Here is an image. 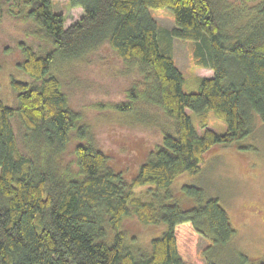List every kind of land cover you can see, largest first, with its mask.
<instances>
[{
	"label": "trees",
	"instance_id": "1",
	"mask_svg": "<svg viewBox=\"0 0 264 264\" xmlns=\"http://www.w3.org/2000/svg\"><path fill=\"white\" fill-rule=\"evenodd\" d=\"M52 4L0 0V20L28 22L25 34L50 46L38 52L18 41L17 65L33 80L11 79L12 106L0 99V264H194L182 245L204 223L213 242L229 241L227 212L216 198L201 202L196 186L182 188L195 204H164L159 195L182 173L200 171L207 152L249 134L251 112L264 121V0H69L82 14L67 26ZM150 8L171 9L174 26L158 25ZM174 38L194 41L196 64L212 70L198 78L196 91L182 89ZM102 46L138 66L139 77L113 108L137 114L152 106L173 124V133L162 127L129 180L69 107L54 69ZM186 109L201 117L212 110L225 131L204 127L198 134ZM138 116L155 124L152 115ZM131 216L165 225L146 250L126 240L124 220Z\"/></svg>",
	"mask_w": 264,
	"mask_h": 264
},
{
	"label": "rangeland",
	"instance_id": "2",
	"mask_svg": "<svg viewBox=\"0 0 264 264\" xmlns=\"http://www.w3.org/2000/svg\"><path fill=\"white\" fill-rule=\"evenodd\" d=\"M52 9L65 16L64 26L73 23L82 14V9L71 7L69 0H53ZM149 13L161 27L174 26L171 9L150 8ZM245 19L249 20V16L243 17ZM28 26V22L9 16H3L0 20V99L8 106L14 104L11 79L23 82L33 80L17 65L23 58L18 41H25L32 47L34 44L33 48L40 50L38 52L50 49V46L39 45L25 34ZM172 41L173 60L185 79L182 89L185 92L196 91L198 78L212 76V70L196 64L194 41L178 38ZM54 67L59 73L69 107L81 115L92 132L95 144L109 155L117 168L122 169L126 179L129 180L136 173L147 151L161 137L162 127L173 133L172 121L160 111L157 113L152 106L140 107L137 114L152 115L156 118L155 124L133 112H118L113 108L114 103L125 99L124 90L139 77V73L136 64L125 65L107 46L67 64L58 61ZM186 112L198 134L202 133L204 127L217 132L226 129L225 121L212 110H208L203 117L190 109H186ZM203 120L205 126H201ZM164 123H168V126H164ZM249 125L250 132L244 138L229 147H216L207 152L200 171L182 173L173 180L167 191L159 195L164 204H195L182 188L185 185L196 186L203 193L201 202L216 198L227 212L234 229L229 241L224 244L213 242L208 225L204 223L205 227H200L198 233L182 245L194 264H256L264 260V121L251 112ZM73 144L71 140L69 151ZM141 190L144 188L135 189L138 194H143ZM124 228L127 242L132 247L146 250L150 240L159 236L165 225H145L131 216L125 218Z\"/></svg>",
	"mask_w": 264,
	"mask_h": 264
}]
</instances>
